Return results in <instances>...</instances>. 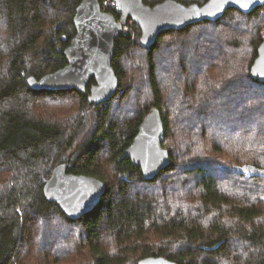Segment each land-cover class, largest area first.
<instances>
[{
    "label": "trees",
    "instance_id": "16d2710c",
    "mask_svg": "<svg viewBox=\"0 0 264 264\" xmlns=\"http://www.w3.org/2000/svg\"><path fill=\"white\" fill-rule=\"evenodd\" d=\"M81 1L0 0V264L68 262L67 255L53 254L55 241L68 236L73 244L87 250L85 260L76 264H138L149 256H163L178 264H264V82L251 71L264 35L260 26L248 28L253 41L249 58L238 61L231 53L241 49V41L245 43L239 34L244 27L238 22H263L264 5L247 14L230 9L216 21L164 31L151 47L141 43V29L129 20L127 25L132 29H124L115 43L112 65L119 78L118 90L108 101L94 105L89 101L94 78L85 93L77 89L34 90L28 84L32 75L41 78L67 65L65 49L76 35L74 16ZM105 1L101 0L103 9L119 18L121 13L114 7L104 8ZM161 1L144 0L151 6ZM178 1L189 5L207 0ZM234 19L237 24L232 23ZM222 25H229L236 33L234 39L221 44L213 38L205 40L207 43L198 44L195 50L196 59L190 61L184 52L178 60L180 66L166 70L175 74L171 73L168 81L174 93L172 103L176 99L173 108L181 122L178 129L183 142L197 144L199 133L208 128L213 148L203 147L195 156V150L185 151L182 143L178 149L169 146V165L154 179L145 180L141 167L120 157L154 106L160 109L165 124L164 147L173 137L172 108L169 103L167 110L164 108L166 84L158 76L156 62L161 43L164 37L190 35L196 28L199 34L215 37L216 28ZM246 48L243 46L244 51ZM138 50L144 53V81L150 89L145 101L137 94L134 101L130 98L129 92L139 89L131 85L136 80L124 65ZM212 68L220 69L216 76L221 77L212 80L226 86L221 89L224 93L216 90L213 82L210 88L208 81L202 92L187 89L188 104L183 92L175 95L181 84V79H176L178 73L188 76L190 69H196L187 83L181 81L190 85L189 80L204 71L207 75ZM242 69L244 74H240ZM213 93L222 97L230 94L231 103L238 104L221 106ZM64 96H71L79 106V115L70 125L57 116L48 119L33 112L32 105L39 101ZM130 101L135 105L132 111L123 109L126 102L130 107ZM214 104L220 106V117L210 124L209 111ZM89 106L97 109L98 122L91 136L72 151L82 122L80 113ZM181 113L184 118L179 117ZM197 113L199 118L194 117ZM211 157L219 158L202 159ZM105 160L113 166L112 171L106 168ZM67 161L70 173L95 176L107 184L99 203L76 219L47 200L43 191L53 168ZM215 166L221 167L222 176L212 171ZM221 177L228 180L224 185ZM240 180L251 182L241 185ZM50 221L60 228L66 226L68 234L55 237L53 233L52 246H42L43 242L39 246L38 236H43L42 228ZM31 257L36 261H30Z\"/></svg>",
    "mask_w": 264,
    "mask_h": 264
},
{
    "label": "water",
    "instance_id": "95a60500",
    "mask_svg": "<svg viewBox=\"0 0 264 264\" xmlns=\"http://www.w3.org/2000/svg\"><path fill=\"white\" fill-rule=\"evenodd\" d=\"M111 1L116 3L121 13L119 18L104 10L101 0L80 2L74 16L76 35L65 49L67 65L41 78L30 76L28 84L32 89H77L85 93L90 79L94 78L89 101L94 105L101 104L118 90L119 78L112 65L115 43L129 20L141 29V43L151 47L164 31L216 21L230 9L247 14L264 5V0H207L204 4L189 5L178 0H163L153 6L144 0ZM251 71L254 78L264 82V35ZM164 138L163 116L160 109L154 106L144 117L132 144L124 150L120 159L130 158L134 165L141 167L145 180L154 179L171 160L170 150L163 145ZM68 167V161L56 165L43 191L47 200L57 203L69 218L76 219L99 203L107 184L95 176L70 173ZM138 264L178 263L163 256H149L140 259Z\"/></svg>",
    "mask_w": 264,
    "mask_h": 264
},
{
    "label": "rangeland",
    "instance_id": "374dc122",
    "mask_svg": "<svg viewBox=\"0 0 264 264\" xmlns=\"http://www.w3.org/2000/svg\"><path fill=\"white\" fill-rule=\"evenodd\" d=\"M111 3H112L111 0H106L104 2V6H105L104 8L110 7L113 9L114 6H112ZM114 9L117 10V8H115V7H114ZM237 21H238L237 19H234L232 23L237 24ZM238 23L242 24L241 26L244 27L243 30L239 31V34L243 38L245 43L243 44L241 41L239 43V48L241 47V49L232 50L231 53L235 56L236 60L241 61L244 58H247V57L249 58L251 53H252V50H253V44L251 45V43H253V41L251 40L252 33L249 32L248 28H252V27L254 28L256 25L257 26L259 25L261 30H262L261 32L264 33V21L263 22L261 21V23L258 22V24H257V21H253V22L251 21L250 24L248 22L246 24L241 23V22H238ZM125 29H128V30L132 29V26L126 25ZM207 29L208 28H202V30H204V31H207ZM200 32H201V30H200ZM213 32H214V30H213ZM215 32H216V35L214 34L215 37L212 34H199L198 30L196 28V29H194L193 33L190 35H183L182 37L169 35L168 37H164L165 39L161 43V47L159 50L160 52L158 54V59L156 61L157 65L159 67L158 76L163 81V84L164 85L166 84L165 85V94H164V99H165L164 100L165 101L164 108L166 109V105L168 103L170 104V106L172 108L170 113H171V119H172L173 137H170V139L166 142L165 148L168 146L167 149L169 148V146H171V147L174 146L175 148L178 149V146H181L180 143H182V147L185 151L187 150L190 152L192 150H195L193 152L195 155V154H198L197 151H199L203 147H204L203 149H207L208 147L213 148V145H212L213 140L210 139L212 132L208 128H206L204 130L203 134L199 133L200 136H197L199 139L197 144H194V141H193V143L192 142L188 143L186 141L183 142L184 139L182 138V133L178 129L181 127V122L180 121L178 122V120H177L178 114L176 113V110L173 108V106L176 103V99H173L174 103H172L171 99H172L174 93H173V90L171 89V86H169V84L171 85V83L168 81V77L169 76L172 77V75H171L172 71L166 72V70L172 69L173 67H179L180 65H179L178 60L181 61L183 59V57H184L183 53L184 52L188 56L190 61L193 58L196 59L197 54H195V52H196L195 50H197L198 44L201 45V44L207 43V42H205V40L210 41L213 38V39H215L216 43L221 44L222 42L226 41V43H227V41L234 39L233 37H235V35H236V33L232 29L229 30V25L228 26L227 25L218 26L216 28ZM192 35L194 37H191ZM195 36H197V37H195ZM195 38H197V39H195ZM192 39H194V40H192ZM202 40H204V41H202ZM249 44L251 46H249ZM243 46L247 47L248 49L246 48V51H244ZM199 49H201V48H199ZM243 52H244V55H242ZM143 55H144L143 51L138 50L137 52L131 54L129 57H127L125 59L124 65L125 66L127 65L129 76L136 80V82H131V85L135 86V89H136V87H137V89H139V90H137V91H139L137 93L129 92V96H131L130 98L132 99L134 97V95L137 94L138 98L140 100L144 99V101H145L150 95L149 94L150 89H149L148 85H145V81H144L145 76H146V74H145L146 67H145ZM195 70L196 69H190L191 75L189 74L188 76H184L181 73H178L176 75L177 76L176 79L180 78L181 81L184 80L187 83L189 77L194 76ZM219 70L220 69L212 68L210 71H208V74L205 76H204L205 71L202 74L199 73L196 78H194L191 81L189 80L190 85H186V84L182 83L181 81H179V83H181V84L179 86V91H175V95L178 93L180 95V93L183 92V95H184L183 97L186 99L185 102L187 104L190 103L191 101L189 100L187 89L193 87V91L198 90L199 92H202L203 88H205V86L208 85L207 84L208 81H209V84H212L210 86V88L213 87L215 83L213 82L212 78L215 80L216 77L217 78L221 77V76H216V75H218L217 71H219ZM242 73L244 74L243 69L240 72V74H242ZM172 74L175 75L174 73H172ZM172 83H174V82H172ZM215 86H216V90H221L224 87H226L223 84H215ZM221 93H224V90H221ZM215 94L216 93H213L211 95L215 99H217V98L220 99L221 106H224V104L229 106V103H231V101H230L231 95L230 94H228L226 97H222L221 94H216L217 98H216ZM179 95L177 97H179ZM197 96H201V95H197ZM135 97H136V95H135ZM134 99L135 98H133L132 101H134ZM180 99H181V97H180ZM218 99L216 100V102H219ZM73 101L74 100L72 99L71 96H64L61 99H56V98L44 99V100L39 101V104L32 105V108H33V112L36 114L42 115L48 119H50L53 116H55V117L57 116L59 119H61V122H66V124L70 125L72 123V118H75L79 115V112H78L79 106H78L77 102L75 103ZM231 104L237 105L238 103H236V104L231 103ZM120 105H121V103H120ZM127 106H128V102H126L123 105V109H127V111H129V110L132 111V109L135 107V105L133 103L130 105V107H127ZM196 106H198V109L200 108V106L198 104ZM219 107H220L219 105H215V104L212 105V107H210V109H211L209 111V123L210 124H211L213 118L215 120H219L218 119V117H220V113L218 112ZM191 108H192V104L190 105L189 109H191ZM203 108H206L205 104H204ZM117 109L119 111V108H117ZM116 112H117V110H116ZM80 115L82 116V122H81V125L79 127L76 139H75L74 147H72V151L77 150V148L86 139H88L89 136H91V134L93 133L95 126L98 122V120H97V109L94 108L93 106L92 107L91 106L86 107V110H84L83 113L81 112ZM179 117L184 118L182 113H181V115H179ZM194 117L199 118V114L197 113V115H195ZM216 140L219 141L220 139H216ZM219 142L221 143V141H219ZM255 143L257 144L258 140L255 141ZM195 156H197V155H195ZM218 158L211 157V158H202V159H205V160L208 159L209 161H214ZM220 158L223 161H226V162L229 161L227 157L220 156ZM105 164H106V168L109 171L110 170L112 171L113 166L111 164H109L108 160L107 161L105 160ZM214 168L215 169H213V168H211V169L215 173L217 172L218 176L223 175L222 172L219 171V170H221L220 166H215ZM249 172H250V170H249ZM262 173L264 174V172H262ZM225 181H228V180L222 178L221 183L224 185ZM240 181H241L240 182L241 185H244L245 182L246 183L251 182V180H240ZM262 197H263V195H262ZM42 229H43V236H41V233L38 236L39 246H40L41 242H43L42 246L43 245L46 246L49 243H51V246H52L53 242H51V241H54L55 240L54 238L56 236H58L60 234L62 236H65V234H68V229L66 228V226L60 228V226L58 227L54 221H50L48 226H46V224H44ZM53 231H58V232L56 233ZM47 232H49V233H47ZM53 233L55 234V237H54V235H52ZM42 237H46V240H43ZM64 239L55 241L56 245L54 244L55 250H54L53 254L59 255L60 253H63L65 255H67V257L70 260L68 262H61L62 261L61 260V261H58L57 264H76L77 262H79L82 259L85 260V258L87 256V253H86L87 250H84L83 247H78L76 244H73L74 241L73 240H72V242L70 241L72 239L70 236H68L67 238H64ZM44 250L46 251V248H44ZM31 260L36 261V259L33 257L30 258V261Z\"/></svg>",
    "mask_w": 264,
    "mask_h": 264
},
{
    "label": "built area",
    "instance_id": "2783aa9c",
    "mask_svg": "<svg viewBox=\"0 0 264 264\" xmlns=\"http://www.w3.org/2000/svg\"><path fill=\"white\" fill-rule=\"evenodd\" d=\"M111 5L114 6L115 8H117V5L114 1H112Z\"/></svg>",
    "mask_w": 264,
    "mask_h": 264
},
{
    "label": "snow or ice",
    "instance_id": "6c2138e0",
    "mask_svg": "<svg viewBox=\"0 0 264 264\" xmlns=\"http://www.w3.org/2000/svg\"><path fill=\"white\" fill-rule=\"evenodd\" d=\"M246 6V5H245Z\"/></svg>",
    "mask_w": 264,
    "mask_h": 264
}]
</instances>
